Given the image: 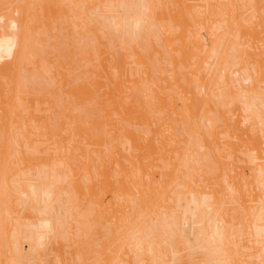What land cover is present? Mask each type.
<instances>
[{"label": "bare ground", "instance_id": "1", "mask_svg": "<svg viewBox=\"0 0 264 264\" xmlns=\"http://www.w3.org/2000/svg\"><path fill=\"white\" fill-rule=\"evenodd\" d=\"M0 264H264V0H0Z\"/></svg>", "mask_w": 264, "mask_h": 264}]
</instances>
